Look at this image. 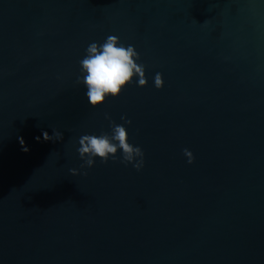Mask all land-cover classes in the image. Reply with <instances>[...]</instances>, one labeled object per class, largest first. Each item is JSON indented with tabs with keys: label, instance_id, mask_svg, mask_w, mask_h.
Here are the masks:
<instances>
[{
	"label": "water",
	"instance_id": "1",
	"mask_svg": "<svg viewBox=\"0 0 264 264\" xmlns=\"http://www.w3.org/2000/svg\"><path fill=\"white\" fill-rule=\"evenodd\" d=\"M110 33L148 83L92 108L78 60ZM105 113L144 167L73 175ZM0 264H264V0H0Z\"/></svg>",
	"mask_w": 264,
	"mask_h": 264
},
{
	"label": "clouds",
	"instance_id": "2",
	"mask_svg": "<svg viewBox=\"0 0 264 264\" xmlns=\"http://www.w3.org/2000/svg\"><path fill=\"white\" fill-rule=\"evenodd\" d=\"M78 64L77 82L84 86L87 102L92 108L104 107L109 100L118 99L131 84L143 87L148 83L146 65L141 60L140 51L135 44L126 43L115 33L108 34L103 41L89 42ZM154 85L157 88L164 86L162 73L155 74ZM105 116L110 120L109 130L80 135L76 150L82 164L80 169H69L73 175L80 174L81 169H85L83 174L86 175V169L93 167L98 159L105 164L109 161L131 164L137 171L144 167V149L129 139L131 119L121 116L124 123H116L108 113ZM37 139L40 137L37 136ZM43 139L62 140L63 133L54 128L50 135L45 130ZM20 143L24 145V151L29 150L22 137ZM183 152L188 163L194 162L195 156L190 149L184 148Z\"/></svg>",
	"mask_w": 264,
	"mask_h": 264
}]
</instances>
